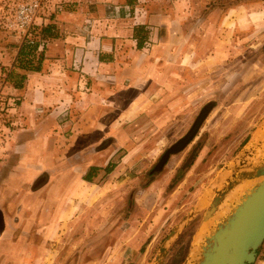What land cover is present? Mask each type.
<instances>
[{
	"label": "rangeland",
	"instance_id": "1",
	"mask_svg": "<svg viewBox=\"0 0 264 264\" xmlns=\"http://www.w3.org/2000/svg\"><path fill=\"white\" fill-rule=\"evenodd\" d=\"M32 1L40 3L36 24L27 32L9 29L15 9ZM220 1L0 0V149L20 127L21 96L13 84L19 79L11 80V73L38 67L49 42L68 36L59 23L83 22L88 33L94 16L130 19L143 48L164 38L171 54L166 65L174 56L175 72L180 67L178 85L168 73L176 86L165 94L173 102L144 110L129 125L131 142L142 150L123 170L115 172L111 163L96 180V190L88 193L96 204L87 206L81 235L74 232L54 255L59 264H188L204 223L200 200L243 157H264V0L229 9ZM155 14L164 16L161 24L144 23ZM45 26L52 27L51 36L40 32ZM21 47L28 57L19 56ZM253 264H264V241Z\"/></svg>",
	"mask_w": 264,
	"mask_h": 264
},
{
	"label": "crops",
	"instance_id": "2",
	"mask_svg": "<svg viewBox=\"0 0 264 264\" xmlns=\"http://www.w3.org/2000/svg\"><path fill=\"white\" fill-rule=\"evenodd\" d=\"M93 18L88 33L83 22L59 23L68 36L50 41L38 70L24 72L15 89L20 127L0 149V264H59L54 255L74 232L81 235L87 206L96 204L88 194L96 180L142 150L129 125L173 102L165 94L176 86L168 73L178 85L180 67L175 72L174 56L166 65L164 38L137 49L130 19ZM163 18L147 15L144 23Z\"/></svg>",
	"mask_w": 264,
	"mask_h": 264
},
{
	"label": "water",
	"instance_id": "3",
	"mask_svg": "<svg viewBox=\"0 0 264 264\" xmlns=\"http://www.w3.org/2000/svg\"><path fill=\"white\" fill-rule=\"evenodd\" d=\"M255 161L253 164V160L243 157L228 169L224 186L213 189V198L204 212V222L213 217L226 196L241 182L259 180L210 231L200 253L194 259L189 256L188 264H253L256 260L257 251L264 241V157ZM163 253L164 248H161L160 255Z\"/></svg>",
	"mask_w": 264,
	"mask_h": 264
},
{
	"label": "bare ground",
	"instance_id": "4",
	"mask_svg": "<svg viewBox=\"0 0 264 264\" xmlns=\"http://www.w3.org/2000/svg\"><path fill=\"white\" fill-rule=\"evenodd\" d=\"M262 137H264V135H262ZM254 146V145H253ZM252 146V147H253ZM264 148V147H263ZM262 151V150H261ZM256 160V159H255ZM253 160V164L258 163V161ZM255 161V162H254ZM229 171H226L225 174L221 175L213 188H211V190L213 191V189H221L224 186L225 183V178L227 177V173ZM257 183H259V180H247V181H243L241 182L238 186H236V188H234L232 190V192H230L225 200L221 203V205L218 207L217 211L215 212V214L213 215L212 218H210L209 220L205 221L204 223H202L199 226V231L198 234L195 236V249H193V251H191V254L189 255L191 259H194L196 257V255H198L201 251L202 246H204V239L206 237H208L210 231L214 230V227H216V225L222 220L224 219L227 214L229 213V211L231 210V207H235V205H237L238 203V199L241 198V196L245 195L247 193L248 190L252 189L254 186L257 185ZM214 193V192H213ZM207 200L205 201L204 198L202 200H200V204L201 205H205V207L207 208L213 198V194H206L205 195ZM204 201L206 202V204L204 203ZM208 201V203H207ZM199 205V204H198ZM194 257V258H193ZM188 260V259H187ZM193 261V260H190ZM187 262V261H186ZM191 263V262H190Z\"/></svg>",
	"mask_w": 264,
	"mask_h": 264
},
{
	"label": "built area",
	"instance_id": "5",
	"mask_svg": "<svg viewBox=\"0 0 264 264\" xmlns=\"http://www.w3.org/2000/svg\"><path fill=\"white\" fill-rule=\"evenodd\" d=\"M40 8V3L38 1H32L27 4H20L15 9V19L8 23L9 29H15L20 32H27L36 23L37 13ZM33 42L30 41V44Z\"/></svg>",
	"mask_w": 264,
	"mask_h": 264
},
{
	"label": "trees",
	"instance_id": "6",
	"mask_svg": "<svg viewBox=\"0 0 264 264\" xmlns=\"http://www.w3.org/2000/svg\"><path fill=\"white\" fill-rule=\"evenodd\" d=\"M243 1H246V0H224V1H220V3H222L223 5H225V6H227L228 7V9L229 8H231L232 6H234V5H237V4H240L241 2H243ZM52 29V27L51 26H45V27H42L41 29H40V32L44 35V36H51V33H50V30ZM135 39L137 40V49H141L142 47H143V38L141 37V36H139L138 34H135ZM28 47V46H27ZM29 48V47H28ZM32 48V47H31ZM24 53H27L26 52V49L23 47V49H22V47L19 49V56L20 55H22V54H24ZM34 56V54L32 53V52H30V57L32 58ZM24 57H28V53L27 54H25V56ZM30 67L28 68V67H26V66H24V67H21L24 71H37L38 70V67H35L34 69L32 68V69H30L31 68V65L30 64H28ZM11 76H12V78H11V80L13 79V76H15V77H17L19 80L17 81H14V86H15V88H20L21 87V85H22V82H23V80L25 79V76L24 75H12V73H11ZM97 170V168H90L89 169V172L84 176V180L85 181H90V179H89V174L91 173V172H94V171H96ZM111 171V169H108L107 170V173H109Z\"/></svg>",
	"mask_w": 264,
	"mask_h": 264
},
{
	"label": "flooded vegetation",
	"instance_id": "7",
	"mask_svg": "<svg viewBox=\"0 0 264 264\" xmlns=\"http://www.w3.org/2000/svg\"><path fill=\"white\" fill-rule=\"evenodd\" d=\"M194 126H195V125H194ZM192 128L194 129V127H192ZM193 129H191V130H193ZM191 133H193V132H191ZM184 140H186V139H184ZM181 142H182V141H179L178 143H176V144L178 145V147H177V145H176V146H175L176 148H175V147H172V149H170V151H173V150L179 148L180 145H181ZM183 144H184V143H183ZM173 146H174V145H173ZM167 157H168V155L166 156V158H167ZM166 158H165V159H166Z\"/></svg>",
	"mask_w": 264,
	"mask_h": 264
}]
</instances>
